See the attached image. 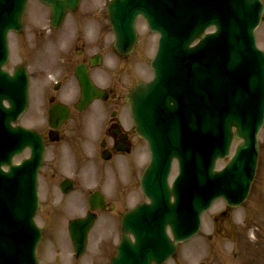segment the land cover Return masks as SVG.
I'll return each mask as SVG.
<instances>
[{
    "label": "rangeland",
    "instance_id": "374dc122",
    "mask_svg": "<svg viewBox=\"0 0 264 264\" xmlns=\"http://www.w3.org/2000/svg\"><path fill=\"white\" fill-rule=\"evenodd\" d=\"M108 2L109 0H84L78 14L69 15L68 25L66 24L65 28L60 29L58 32L49 33L50 13L48 8L39 0H30L25 14L24 31L20 34H11L10 36L11 58L6 67L7 70L12 71L15 64L22 62L27 65L31 73V98L32 105L33 103L34 105L31 112L21 119V124L34 125L39 127L41 131H45L49 97L54 95L56 99L63 101V94L67 88L72 84L77 87L74 77L64 76L71 73V63H75L77 59L75 51V42L77 40L72 38L77 30L81 36L86 34V40L90 42L89 45L92 51H102L104 54L103 66L101 70L97 69L100 76L104 77V80L98 81L99 83L105 86H114L115 91L121 93L135 84L139 78L146 77L150 79L152 71L149 68V63L156 51L157 36L148 31L147 24L143 19H139L137 23L139 32L138 45L128 56L124 58L116 56L111 51L114 36L109 29L107 19L106 7ZM262 2L264 4V0ZM90 13H93L95 18ZM256 33L258 45L264 50V14L263 21ZM68 36L70 38H67ZM65 40L67 44L64 43ZM58 75H63V78H61L63 79L62 88L59 91H54L52 88L58 79ZM109 107L110 105L106 104L103 105L102 109ZM120 109L119 114L121 116L124 112L121 107ZM70 138L71 134L65 136L63 141L57 143V145L49 144L48 146V157L43 169L41 183L40 206L36 216V220L45 230L46 240L38 251V256L41 258L44 252L43 248L47 242L51 238H54V241L56 240L54 232L59 228L64 232L68 221L78 214L76 212L77 201H79L77 196L82 202L79 205L81 210V207H86L87 192L85 190L95 188L96 184L99 185L100 182L98 181L100 177L86 181V183L81 181L78 191L72 192L69 196H63L62 193L56 192L52 188L54 182L56 183L61 177L58 171L61 158L66 160L61 165L62 173L71 171L67 167L69 165L75 168L77 165V169L80 171L83 168V165L79 167L77 158V140ZM259 139V166L249 193L250 196L243 206L239 209L231 210L226 209L224 201L216 203L205 215L204 226L199 240L193 245L190 243L192 246L182 245L178 255L168 264H196L198 262L206 264H241L239 261L241 258H246L244 260L246 263L244 264H264V128ZM134 144L133 153L118 162L121 166L115 162L113 163L111 169L114 177L107 178L106 182L103 180L104 184L100 188L108 194L110 200L115 202H118L119 197L123 193V201H125L127 207L145 200L140 189L139 176L147 157V147L140 140L139 142L134 140ZM237 144V142H234L233 153ZM229 158L220 161L218 169L223 168ZM118 167L120 169L123 168V170L120 171ZM97 169L100 170L101 168L97 166ZM52 174L54 175L52 176ZM131 183H133L134 189L125 192ZM53 190L56 194L54 193L53 195L52 193L49 197V192H53ZM224 211L227 213L225 219L218 216H221ZM217 218H219V221L215 222ZM106 221L105 226L108 232L100 228L98 234L104 235L111 232L114 236L112 240L115 246V234L118 237L120 232L119 224L112 218H108ZM109 226L111 227L110 229ZM217 230H220L219 233H217ZM68 242L66 237L64 242L66 244L62 251L65 257V253H68V257L71 252ZM59 244L55 242L53 248L59 246ZM45 255L47 258L51 256V248L49 249L48 247L46 249ZM45 264H48V261ZM51 264L63 263L53 261ZM70 264L72 263L70 262Z\"/></svg>",
    "mask_w": 264,
    "mask_h": 264
},
{
    "label": "water",
    "instance_id": "95a60500",
    "mask_svg": "<svg viewBox=\"0 0 264 264\" xmlns=\"http://www.w3.org/2000/svg\"><path fill=\"white\" fill-rule=\"evenodd\" d=\"M46 1H50L55 8V18L58 20L65 11L62 9L63 3L60 0ZM132 1L127 0L123 2V5H127V14L121 10L115 13L118 48L121 53H127L133 45V42L128 43V35H131L128 32L132 30L134 20L139 13L143 12L145 15H148L150 22L155 24L154 10L149 7L150 12H146L145 9H141L135 3L130 4ZM169 1L167 0L168 3ZM147 2H150V0H147ZM207 2L209 0L204 5L201 2V5L199 4L197 8V12H195L198 13L195 17V21H198L197 24L203 21L200 32L213 20L217 23L218 27H221V24L218 23V18L223 19L225 22L228 21L222 3L231 4V8L233 3H239L230 16V18L235 17L230 22L239 23V27L231 29L226 24L223 34L225 37L220 40L218 36H221V34L209 37L201 35L200 32L191 34L188 27L184 28L181 26L183 24V19H181L178 21L180 34L177 35L176 42L174 43L176 56L181 46H183V50L185 49V56H183V60L179 58L177 67L185 66L192 56L194 60L192 69H196L199 72L203 66L208 68L206 72L209 77L208 82L207 79H204L196 83L195 74L192 75V83H190L193 86L191 94L194 97L192 100V111L190 107L185 109L187 114H190L193 123V128L189 133H195L204 129V124L202 125L203 117L208 119V122L205 123L207 128L204 129L203 135L197 132V144L186 143L183 145L184 165L174 187L182 198L173 194V189L169 188L168 195L162 196L164 200L171 203V196L174 195L176 197L173 203L174 206H169V202L165 207L161 204L155 206L152 201L148 210L143 211L148 212L149 215L156 212L155 216L152 215L149 218V222L153 223L151 231L147 230L145 225L142 226V224L141 230L149 232L146 233L149 239L162 238L161 245L158 244L157 246V256L160 258L156 260L152 255H149L148 249L151 246L141 245V250H139L140 248L137 243L132 248H134V253L138 254L140 252L141 258H133L134 261H137L134 263L131 258L123 253L124 250H120V255L116 261L117 264H138L139 262L140 264H150V260L151 264L153 261H156L157 264H163L174 253L176 248V244H169V240L166 239V229L168 226H171L173 229L177 241H181L196 229L201 213L215 199L223 196L231 206L240 204L244 200L251 180L254 177V170L258 159V146L256 145L255 135L264 117V54L255 46L254 29L260 22L263 6L258 0H211L209 6H207ZM165 4L169 8L172 7L171 11L173 13L175 11L179 12L178 8L175 9L172 6V3L168 5L165 2L164 6ZM24 6L25 4H22V8ZM205 6L207 7L205 8ZM200 7L201 10H199ZM21 11L23 10H17L14 13L15 15L13 14V21L16 23V26L11 28H20L23 13ZM175 15L176 17H181L178 14ZM160 29L163 34L166 33L164 27H160ZM175 31L173 30V32ZM182 37L187 38V40H184L185 44L179 42L183 40ZM198 38L204 41L201 46L195 49H186L187 46L190 47V44ZM186 79H190V77ZM84 83L87 88L89 85L88 80H85ZM207 84L210 85V88L207 86L204 92L198 93L197 87ZM147 87V93L144 96L140 95L141 89H143L141 88L140 91L138 90L135 93L134 100L142 102V98L144 97V100L147 101L151 96V90L155 89L152 85H147ZM136 107H138L137 104H135ZM174 110H176L175 107ZM202 112H204V116H202ZM232 126H237L239 132L232 134ZM186 129L188 128L186 127ZM176 131L178 132L172 130L171 133L180 132V130ZM182 134L183 132L181 131L179 138ZM186 135L184 133L183 138ZM245 135L249 137L248 142L239 147L236 157L231 164L224 171L215 172L213 169L215 160L228 154L233 138L236 136L243 138ZM186 151L190 153V156L186 154ZM170 165L171 159H165L161 166L159 165V161L156 160L155 165L149 170L146 177L145 189H147L151 181L155 184L160 181L163 186H166ZM155 176L157 177L156 180L150 178H154ZM154 188L153 186H149L151 192ZM156 188L159 191V188ZM232 194L234 195L232 196ZM179 205L182 206L184 211L177 207ZM184 218H191V225L190 223L189 225L181 224ZM128 223L131 224L132 221ZM127 235L128 232L125 233L126 237ZM134 235L137 238L135 233ZM139 237L143 238L144 234L140 233ZM125 246V250H131L129 241L126 242Z\"/></svg>",
    "mask_w": 264,
    "mask_h": 264
},
{
    "label": "flooded vegetation",
    "instance_id": "af4514ba",
    "mask_svg": "<svg viewBox=\"0 0 264 264\" xmlns=\"http://www.w3.org/2000/svg\"><path fill=\"white\" fill-rule=\"evenodd\" d=\"M74 39L77 40L75 42L77 59L75 63H71V67L73 68L77 66V64H88L89 62V56L85 54V49L79 48L80 45H83L84 48H86L87 42L83 40L80 35H76ZM108 90L110 95L106 102H110L107 104L110 105L109 108H101L99 111H90V109L84 111L76 110L74 127L77 129V158L79 164L89 162L90 164L95 165L99 162L101 166H105L114 159L118 161V159H122V157L129 156V154L133 153L135 148L134 140H137L138 142L131 126L130 128L128 124L126 126V116H120L119 114V111L121 110L120 106L123 104L122 98L114 92L112 87H109ZM96 130L98 136H87L85 134L95 133ZM62 131L63 130H60V135ZM64 131L67 130L65 129ZM83 144H88V146H83ZM124 150H128V152H124ZM107 156H110L109 160L104 159ZM103 171H101V174L105 177L106 172ZM76 175L78 186L80 177L77 172ZM119 198L118 202L110 201L107 198L103 209L92 212L96 214V222H100L101 214L104 213L115 215L114 217L116 220L119 217L122 219L121 216L125 213L127 205L125 204V201H123V193ZM87 212H91V210H88ZM114 253L115 246L112 238L110 236H99L96 241L94 240L93 248L86 249V258L83 262L86 264H110ZM74 264H77V261Z\"/></svg>",
    "mask_w": 264,
    "mask_h": 264
},
{
    "label": "bare ground",
    "instance_id": "6f19581e",
    "mask_svg": "<svg viewBox=\"0 0 264 264\" xmlns=\"http://www.w3.org/2000/svg\"><path fill=\"white\" fill-rule=\"evenodd\" d=\"M244 73V72H243ZM203 120H205V118L203 117ZM199 134H204V129L202 130H200V131H197ZM197 132H195V133H193V132H191V133H193V134H191V133H188L186 136H185V138H183L182 140H175V139H172V138H169V139H167V141H166V145H167V147H168V149H169V151L170 150H174L175 152L174 153H172V154H176V153H182V150H183V145L184 144H186V143H191V144H197V141H198V133ZM171 153V152H170ZM192 154H194V153H192ZM147 161H148V159H146L145 160V162L147 163ZM171 162H172V166H178V168L180 167V166H183L184 164H183V162H181V161H178V160H176V159H172L171 160ZM163 163H161V165H162ZM172 171V169H171V167H170V170H169V173H168V176H167V184H166V186H163V184L160 182H157L156 184L155 183H153L152 181L150 182V184H148L149 186H153V187H155L154 189H153V191L151 192L150 191V189H149V186H147V189L145 190V200L146 201H148L150 204H148V203H145V204H148L147 206H142V207H140L139 209H136V210H134L133 212L134 213H138L139 211H147L148 210V208L150 207V205H151V202L153 201V203H154V205L155 206H159V204H161V205H163V207H165V205L169 202V201H167V200H164V198H163V196L162 195H168V191H169V188L170 189H173V194H176L177 196H179L180 198H182V196L180 195V193L177 191V189L175 188L174 189V187H175V184H176V180H175V177H173L172 175H171V172ZM0 177H3V178H5V179H8L6 176H2L1 175V173H0ZM152 178V177H151ZM153 179V178H152ZM157 179V177L155 176V178H154V180H156ZM156 187H158L159 188V191L157 190V188ZM165 193V194H164ZM176 197L174 196V195H172L171 196V203L169 202V206L170 205H173L174 206V202H173V199H175ZM217 203V202H216ZM215 206V205H214ZM177 207H179V208H181L182 209V211H184V209L182 208V206L181 205H179V206H177ZM3 210H4V205H2L1 207H0V214H2V212H3ZM220 218H221V216H219ZM204 220H205V218H201V222H200V225L202 226L203 224H204ZM219 221V218H217V219H215V222H218ZM191 222V218H184V220L182 221V223L181 224H188L189 225V223ZM190 225H191V223H190ZM169 229H170V227L168 228V233H169ZM195 233H198L197 231L195 232ZM148 240H146L145 242H144V244H143V246H147V245H149V246H152L154 243H157V244H160L161 242H162V240H156V241H154L153 239H149V238H147ZM197 240H199V239H195V240H193L192 242H191V244L193 245ZM154 241V242H153ZM191 244H189V245H191ZM161 245V244H160ZM188 245V246H189ZM191 245V246H192ZM240 257H242V256H240ZM239 260V259H238ZM244 260H246V258H241V260H239L240 262H241V264L243 263H246ZM197 264H202L201 262H198Z\"/></svg>",
    "mask_w": 264,
    "mask_h": 264
}]
</instances>
